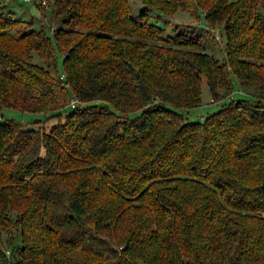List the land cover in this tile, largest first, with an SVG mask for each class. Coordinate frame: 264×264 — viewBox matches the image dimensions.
I'll return each mask as SVG.
<instances>
[{
  "label": "trees",
  "instance_id": "obj_1",
  "mask_svg": "<svg viewBox=\"0 0 264 264\" xmlns=\"http://www.w3.org/2000/svg\"><path fill=\"white\" fill-rule=\"evenodd\" d=\"M46 1L0 4V110L42 117L0 120V264H264V0Z\"/></svg>",
  "mask_w": 264,
  "mask_h": 264
},
{
  "label": "rangeland",
  "instance_id": "obj_2",
  "mask_svg": "<svg viewBox=\"0 0 264 264\" xmlns=\"http://www.w3.org/2000/svg\"><path fill=\"white\" fill-rule=\"evenodd\" d=\"M37 1V0H36ZM134 3V6L138 5L137 0H132ZM7 2L6 10L13 13L14 16L23 19V20H35L36 23H41L39 25H42L44 30L51 31L53 27H55V24L53 22V15H52V5L48 3L46 0H44L45 7H36L33 6L34 4H24V3H18L16 1H9V0H0V4H3ZM38 3V1H37ZM36 5V4H35ZM198 14V18H195L194 14L190 11H181L176 10L171 15H161L163 17V22L165 24H162L161 27L164 29V32L166 34H170L174 27H177V29L185 30V31H192L193 29H203L204 27L207 28V33L203 36V41L207 42L209 46L207 47V52L210 53L214 58L219 60L221 58V50H220V42L212 43L210 39L212 38L210 35L215 32L217 29V25L207 27L205 26L203 20ZM203 32V31H202ZM219 32L216 34L218 35ZM214 36V34H213ZM213 39V38H212ZM214 40V39H213ZM57 57V56H56ZM56 68V74L61 73V67L59 62V57L56 58L55 63ZM243 97L242 94L236 89V87L232 88V92L230 95V98L238 99ZM210 97L205 85L204 81H201L200 83V104L197 106L194 110L190 111L188 113V118L191 120H201V117L205 116L207 113L212 112L216 110L217 105L214 103H209ZM213 100V99H212ZM222 99H216L213 100L214 102H219ZM2 119H10L16 122L21 123L22 125H27L33 120H41L42 117L39 114H28V113H22L15 110H9V109H2L0 110V120Z\"/></svg>",
  "mask_w": 264,
  "mask_h": 264
},
{
  "label": "built area",
  "instance_id": "obj_3",
  "mask_svg": "<svg viewBox=\"0 0 264 264\" xmlns=\"http://www.w3.org/2000/svg\"><path fill=\"white\" fill-rule=\"evenodd\" d=\"M18 1H22V2H30L31 0H18ZM40 1V3H41V5L43 6V7H45V3H44V0H39ZM213 101H212V99H210L209 100V103H212ZM76 103V99L75 98H70L69 99V101H68V105L69 106H73L74 104Z\"/></svg>",
  "mask_w": 264,
  "mask_h": 264
}]
</instances>
